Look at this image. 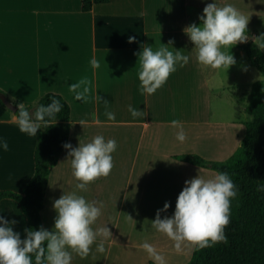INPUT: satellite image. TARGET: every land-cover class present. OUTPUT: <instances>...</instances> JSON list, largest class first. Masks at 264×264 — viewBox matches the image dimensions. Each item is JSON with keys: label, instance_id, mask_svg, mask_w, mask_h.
I'll return each instance as SVG.
<instances>
[{"label": "crops", "instance_id": "1", "mask_svg": "<svg viewBox=\"0 0 264 264\" xmlns=\"http://www.w3.org/2000/svg\"><path fill=\"white\" fill-rule=\"evenodd\" d=\"M212 2L109 0L83 11L81 0H0V89L20 103H35L48 91L62 95L70 106L68 143L73 148L97 135L106 141L114 139L117 145L110 175L89 184L87 191L76 189L79 181L72 174L70 150L65 148L59 154L48 176L41 211L49 231L57 216L54 201L75 191L103 205L94 230L105 225L112 235L106 239L98 236V243L103 240L116 249L141 248L127 233L136 230L138 202L145 205L153 196L160 198L159 187L166 175L165 180L170 177L174 186L171 192L180 193L185 173L203 167L175 155L195 153L223 160V150H230L227 144L233 127L229 114L232 83L222 80V69L204 68L196 61L194 45L184 32L192 23L201 24L199 16ZM215 2L231 4V0ZM129 37L135 40L130 43ZM169 41L172 44L167 47L188 55L189 62L184 67L177 65L154 94H141L138 54L144 47L157 50ZM238 45L240 50L242 45ZM93 58L99 61V68L91 66ZM85 78L91 82L87 103L69 91L71 84ZM104 100L109 101L114 120L104 114ZM129 105L145 115L133 117ZM93 113L100 124L93 123ZM14 115L0 105V142L6 139L9 144L8 151L0 146V190L21 192L34 174L36 137L20 132ZM80 120L88 125L83 127ZM172 120L183 125L184 142L176 139L178 129L172 127ZM242 136L236 135L239 145ZM0 216L15 220L13 228L24 238L27 218L16 200L1 199ZM147 260L150 264L147 257L143 264Z\"/></svg>", "mask_w": 264, "mask_h": 264}, {"label": "clouds", "instance_id": "2", "mask_svg": "<svg viewBox=\"0 0 264 264\" xmlns=\"http://www.w3.org/2000/svg\"><path fill=\"white\" fill-rule=\"evenodd\" d=\"M201 24L192 23L184 28V32L194 45L196 61L204 68L214 70L229 69L236 64L230 53L231 47L238 43H245L249 16L241 13L231 4L218 5L215 0L208 3L203 14L199 16ZM259 50L264 51V34L252 38ZM135 37H129L133 42ZM163 44L157 49L144 47L138 54V78L141 94L152 95L161 88L170 75L177 70V65L184 67L189 62V56L180 51H172ZM93 68H99L100 63L95 58L91 61ZM91 82L81 79L69 86L75 99L85 103L90 100ZM96 100H101L100 96ZM105 115L108 120H114L115 114L108 110L109 101L104 100ZM62 109L59 99L52 98L47 106L42 104L29 112L25 103L18 104V114L12 117L20 132L30 137H36L39 129L47 128L55 123V116ZM133 117L144 116L141 110L128 106ZM93 123L101 122L93 113ZM86 127L88 121L80 120ZM147 124V123H146ZM171 125L177 128L176 139L184 142L187 134L178 120H172ZM4 151L9 150L6 139L0 142ZM116 141L102 135L95 136L90 142L79 143L73 148L70 143L63 147L69 149L72 174L79 183L76 189L87 191V186L101 177H108L114 167L112 153L116 150ZM185 187L179 193L172 216L161 218L160 213L167 211L169 203L165 202L163 209L157 210L152 221V227L166 235L174 242L177 253L182 251L185 242L203 249L224 242L227 237L224 229L230 223L231 199L236 196V185L226 172H220L212 178H204L199 174L185 181ZM264 191V185L257 188ZM99 204V206H97ZM103 205L97 201H88L83 195L75 191L61 195L53 203L57 212L54 228L49 231L43 226L39 230L25 229L26 236L22 239L13 225L15 220L9 221L0 216V264H71L73 253L85 259L91 252V246L97 237L108 238L111 232L105 225L93 229V225L101 215ZM130 219H132L129 216ZM140 247L148 253L155 264H166L165 257L157 249L145 242ZM99 253L105 252L103 240L96 246ZM34 257V261H33Z\"/></svg>", "mask_w": 264, "mask_h": 264}, {"label": "trees", "instance_id": "3", "mask_svg": "<svg viewBox=\"0 0 264 264\" xmlns=\"http://www.w3.org/2000/svg\"><path fill=\"white\" fill-rule=\"evenodd\" d=\"M107 1L81 0V9L88 11L93 4ZM242 47L262 77L252 83L249 91L244 108L251 117L245 121L240 145L224 160H210L195 153L175 155L182 161L214 169L218 174L226 172L236 185V196L230 204V223L224 229L227 243L219 242L203 249L193 247L186 264H264V191L257 190L264 185V51L259 50L253 40L242 43ZM53 97L60 100L62 109L56 114L53 125L37 132L32 178L21 192L0 190V200L7 197L19 203L27 218L26 228L32 230H39L41 226L47 229L41 215L44 192L51 167L69 141L70 106L62 95L49 91L35 103H25L29 112H33L40 104L49 105ZM11 101L17 106L20 103ZM0 105L8 108L1 100ZM17 112L18 107L14 113L17 115Z\"/></svg>", "mask_w": 264, "mask_h": 264}, {"label": "rangeland", "instance_id": "4", "mask_svg": "<svg viewBox=\"0 0 264 264\" xmlns=\"http://www.w3.org/2000/svg\"><path fill=\"white\" fill-rule=\"evenodd\" d=\"M231 5L236 7L244 15L249 16L247 35L248 37L250 35L251 38L248 40H253V37L264 34V0H231ZM231 54L234 56L236 64L230 66L227 71L222 69L220 72L222 80L225 79L224 81L226 83H229V81L232 83V86L230 87L232 94V110L229 114H231L233 127L232 130H230L231 135L227 144V148L230 150H223L226 151L221 154L223 155V160L230 156L239 146V141L237 142L238 138L236 135L241 139V136L245 134L244 121L251 116L245 111L244 105L248 100L252 82L262 76L261 71L248 60L243 47L240 50L238 44L231 47ZM199 168V171H187L185 173L186 175L182 181V183L184 182V187L186 186V180H190L198 174L206 179L212 178L218 174L214 169ZM177 174H179V172H177ZM165 177L159 187V189L162 188L160 198L156 197L154 199L153 196V199L145 202V205L138 202V206L135 208V210L137 209L135 211L134 223L136 225V230L133 234L130 231L127 233H129L128 235L130 237H135L137 243L143 244L147 242L153 245L157 251L165 257L166 264H186L191 257L194 246L185 242L184 245H182V251L177 253L174 249V242L152 227V221L156 217L157 210L163 209L165 202L169 203L170 206L167 211H162L160 213L162 219L165 216H172L175 211V205L179 193L173 194L171 192L174 186L169 180L170 177L167 181L165 180ZM107 243L108 242H104L105 252L99 253L96 251V246L99 244L96 240L91 246L89 256L85 259H81L78 255L73 253L71 264H143L144 258L147 257V259H150L148 253L142 248L116 249L109 247V245L106 246ZM146 262L147 263L145 264H149L148 260ZM150 264H155V262L150 259Z\"/></svg>", "mask_w": 264, "mask_h": 264}, {"label": "water", "instance_id": "5", "mask_svg": "<svg viewBox=\"0 0 264 264\" xmlns=\"http://www.w3.org/2000/svg\"><path fill=\"white\" fill-rule=\"evenodd\" d=\"M0 100L12 111H15L18 107L7 97L5 92L0 91Z\"/></svg>", "mask_w": 264, "mask_h": 264}]
</instances>
